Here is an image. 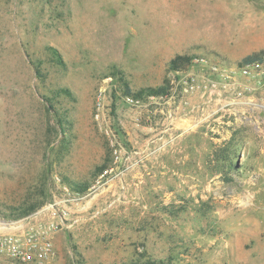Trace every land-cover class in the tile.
<instances>
[{
	"label": "rangeland",
	"instance_id": "1",
	"mask_svg": "<svg viewBox=\"0 0 264 264\" xmlns=\"http://www.w3.org/2000/svg\"><path fill=\"white\" fill-rule=\"evenodd\" d=\"M262 50L264 0H0V233L51 247L11 264H264V81L199 62Z\"/></svg>",
	"mask_w": 264,
	"mask_h": 264
},
{
	"label": "trees",
	"instance_id": "2",
	"mask_svg": "<svg viewBox=\"0 0 264 264\" xmlns=\"http://www.w3.org/2000/svg\"><path fill=\"white\" fill-rule=\"evenodd\" d=\"M51 55V58L53 60V64L59 67H63L65 66V63L62 59V56L60 55V53L58 52V50L53 47V46H47L45 48ZM262 54H264V50L260 51V52H254L251 54H248L246 56H244L240 61H239V66L250 62L252 60H255L257 58H259ZM193 57L190 55H185V54H176L175 56H173L170 61H169V69L173 70V71H181V70H185L191 63ZM30 63L32 64L35 73L37 74V76L41 75V71H40V64L41 62H36L33 61L32 59H30ZM170 93V87L168 86V84L166 85H158L156 87H144L142 89H140L138 92H132L128 87H126V91L125 94L127 95H131L133 98L136 99H142L144 96H167ZM54 98H56V96L58 95H64L66 98L72 100L74 98L73 93L71 92V90L68 87H58L56 88V90H54ZM46 100L48 102V111H50L51 109L54 110V114H55V118H56V123L63 129V119L60 116L59 112L57 111L56 107H55V103L53 102L51 97H46ZM105 165H102L101 167L98 168V172L96 173H100L103 170V167ZM95 173V174H96ZM67 182V180L65 181ZM71 188L76 191V192H84L87 190L88 188V184H83V185H75L71 182H67ZM41 205V203H35L29 206H22V210L17 213L18 216H24L32 211H34L36 208H38ZM143 254H140L138 256H136L135 258H132L131 260H129L128 262H125L123 264H162L157 260L151 259V258H143L142 257Z\"/></svg>",
	"mask_w": 264,
	"mask_h": 264
},
{
	"label": "built area",
	"instance_id": "3",
	"mask_svg": "<svg viewBox=\"0 0 264 264\" xmlns=\"http://www.w3.org/2000/svg\"><path fill=\"white\" fill-rule=\"evenodd\" d=\"M199 62L202 65H208L211 72L218 73L225 78H231L232 73H237L243 77L264 81V54L233 70H227L215 63L210 64L204 59L199 60ZM50 249L51 247L48 241L38 243L35 241L32 233L26 236H20V234L10 232L0 233V257H4L3 259L0 258V264H11L15 260L21 262L31 260L42 261L48 256ZM7 259H9V262H7Z\"/></svg>",
	"mask_w": 264,
	"mask_h": 264
}]
</instances>
